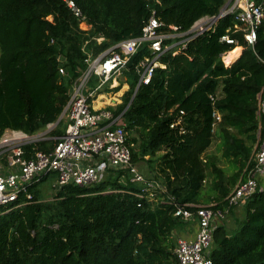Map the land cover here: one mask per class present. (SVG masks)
Instances as JSON below:
<instances>
[{"label":"trees","instance_id":"trees-1","mask_svg":"<svg viewBox=\"0 0 264 264\" xmlns=\"http://www.w3.org/2000/svg\"><path fill=\"white\" fill-rule=\"evenodd\" d=\"M75 1L92 25L88 34L60 0H0V138L7 130L33 135L56 123L87 69L84 43L104 37L102 45L90 43L89 49L98 54L138 36L149 16L141 0ZM161 1V19L185 30L200 17L217 14L226 2ZM234 23L226 17L214 33L197 39L184 53L164 57L167 69H158L152 83L139 89L125 115L133 163H156L167 196L160 201L140 197V185L116 171L95 185L64 186L52 200L43 199L34 185L33 201L0 208V264H178L173 235L185 222L174 216L170 197L199 205L203 192L204 203L227 208L231 186L254 166L264 136L257 116L258 94L264 88V22L255 46L241 41L242 56L226 66L221 54L232 47L220 38ZM130 68V91L121 109L132 100L139 79ZM216 94L220 97L214 106L210 96ZM172 108L176 110L169 115ZM214 108L223 117L215 133ZM180 111L185 112L186 135L170 128ZM61 123L52 136L64 134L66 124L61 128ZM216 134L224 157L237 166L227 187L220 182L224 171L204 158ZM52 148L48 141L27 147ZM210 169L213 195L205 196ZM238 208L230 209L214 234L213 264H264V193ZM230 215L234 224L228 222Z\"/></svg>","mask_w":264,"mask_h":264},{"label":"built area","instance_id":"built-area-1","mask_svg":"<svg viewBox=\"0 0 264 264\" xmlns=\"http://www.w3.org/2000/svg\"><path fill=\"white\" fill-rule=\"evenodd\" d=\"M78 21L79 29L84 33L92 30L86 15L75 0H60ZM149 10L144 18L141 33L96 54L89 49L94 40L102 45L104 37L93 38L83 45L86 54L87 69L73 85L69 102L64 111L66 128L61 136H52L54 124L47 130L30 135L23 131L7 130L0 138V208L13 203L23 206L33 201L30 189L38 186L50 174L56 175L53 188L55 193L68 185L91 186L103 181L112 171L130 175V182L141 187L140 197L160 201L167 196V187L158 179L147 178L133 163L132 149L128 143L125 115L139 89L150 85L158 69H167L162 60L172 55L184 53L190 44L199 38L215 32L218 23L226 18L235 20L220 38L222 44L232 47L221 54L226 66H231L241 56L244 41L254 47L258 40V31L264 22V0H226L219 12L197 19L189 29L175 24H167L159 16L161 0H141ZM53 21L52 16L47 18ZM239 49L231 62L227 59ZM144 52L134 63V59ZM131 65L139 76L132 100L124 109V95L102 92L109 82H116L124 71L130 72ZM66 74L64 68L60 69ZM116 84V83H115ZM115 85H111V89ZM126 93V92H125ZM219 94L211 95L216 105ZM176 108L168 110L172 115ZM257 116L264 132V88L258 94ZM221 112L214 108L212 112V132L222 122ZM170 128L180 135L188 132L185 112L180 111ZM52 142L50 151L29 150V145L38 142ZM264 136L256 149L255 164L246 169V177L226 197L227 208H216V204L198 205L180 203L170 197L168 201L174 207V216L184 222H196L198 231L195 238L179 237L175 254L178 264H213L211 252L214 234L226 221L231 208L242 207L250 198L264 193ZM163 198V197H162Z\"/></svg>","mask_w":264,"mask_h":264},{"label":"rangeland","instance_id":"rangeland-1","mask_svg":"<svg viewBox=\"0 0 264 264\" xmlns=\"http://www.w3.org/2000/svg\"><path fill=\"white\" fill-rule=\"evenodd\" d=\"M116 82H109L106 84V86L102 89V92H106L108 94L112 93H117L120 91H123L124 93L127 91H130V84L132 81V78L130 77L129 73L124 71L120 76L117 77ZM116 83V84H115ZM111 85H115V88L111 89ZM65 111V110H64ZM62 121V127L66 124V118L64 117V114L61 118ZM58 124H54L53 126L57 127ZM60 125L58 129H61ZM47 130V128L45 129ZM44 130V131H45ZM56 128L52 131L54 132ZM134 135V133H132ZM221 140L218 138L217 134L213 140V143L209 150L205 153L204 158L208 161L209 163L215 164L218 168L222 169L224 171L223 178L220 179V182L224 183V185L227 187L231 183V178L234 176L237 170V166L233 161H229L227 158L224 157L223 155V150L221 148ZM257 149V147H256ZM163 152H160L157 154V157L161 156ZM148 158V157H147ZM136 166L138 167L139 171L145 175L147 178H156V179H162L159 175V169L158 165L156 163L150 164L149 162L147 163L146 161H139L136 163ZM153 166V167H152ZM246 172V170H245ZM242 179V177H241ZM240 179V180H241ZM56 175L55 174H50L44 181H42L38 186L37 190L41 193V197L43 199H48L52 200L55 194V189L53 188L54 183H56ZM215 180V175L212 173V170L210 169L208 171V177H207V182L205 184L204 188V194H211L213 193L210 191L211 186ZM238 183V181L231 186L229 194L232 192V190L235 188V185ZM201 204H206L203 202V192H202V197H201ZM241 215L243 214V211L240 213ZM242 217V216H240ZM240 219V218H239ZM174 240L176 241L178 239V233H174Z\"/></svg>","mask_w":264,"mask_h":264},{"label":"crops","instance_id":"crops-1","mask_svg":"<svg viewBox=\"0 0 264 264\" xmlns=\"http://www.w3.org/2000/svg\"><path fill=\"white\" fill-rule=\"evenodd\" d=\"M121 95H124V94H126L127 93V91H126V93H124L123 91H120L119 92ZM209 150V149H208ZM205 156V155H204ZM240 181V180H239ZM239 181H238V183H239ZM260 181H261V183L262 184H264V177H262L261 179H260ZM237 183V184H238ZM236 184V185H237ZM236 185H235V187H236ZM199 205H212V203L211 204H199ZM238 209H240V208H238ZM240 213V212H239ZM238 214V213H237ZM234 216H236L235 214H234ZM234 216L233 215H230V217L228 216V222L230 223V224H234V220H235V218H234ZM238 218V216H236V219ZM197 231H198V226L196 225V222H194V221H192V222H185V223H183V225L180 227V229H179V231H178V236L179 237H184V238H195V236H196V233H197ZM178 237V238H179Z\"/></svg>","mask_w":264,"mask_h":264},{"label":"water","instance_id":"water-1","mask_svg":"<svg viewBox=\"0 0 264 264\" xmlns=\"http://www.w3.org/2000/svg\"><path fill=\"white\" fill-rule=\"evenodd\" d=\"M64 112L62 113V115L60 116L59 120L56 122V124H58L63 116Z\"/></svg>","mask_w":264,"mask_h":264},{"label":"bare ground","instance_id":"bare-ground-1","mask_svg":"<svg viewBox=\"0 0 264 264\" xmlns=\"http://www.w3.org/2000/svg\"><path fill=\"white\" fill-rule=\"evenodd\" d=\"M235 54H236V53H234V54L231 55V58H232V59L235 57Z\"/></svg>","mask_w":264,"mask_h":264}]
</instances>
